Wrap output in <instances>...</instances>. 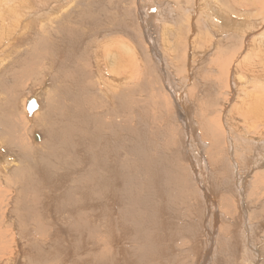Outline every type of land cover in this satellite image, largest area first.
<instances>
[{"label":"bare ground","instance_id":"bare-ground-1","mask_svg":"<svg viewBox=\"0 0 264 264\" xmlns=\"http://www.w3.org/2000/svg\"><path fill=\"white\" fill-rule=\"evenodd\" d=\"M128 2L0 0V264H264V0Z\"/></svg>","mask_w":264,"mask_h":264},{"label":"rangeland","instance_id":"rangeland-1","mask_svg":"<svg viewBox=\"0 0 264 264\" xmlns=\"http://www.w3.org/2000/svg\"><path fill=\"white\" fill-rule=\"evenodd\" d=\"M131 1L133 2L134 0H129L128 5H126V6L130 7L131 9H132V7H133V9H134V6L136 5V3L134 4V2L132 3ZM133 4H134V5H133ZM191 5H192V3H191ZM191 5H190V7H192ZM156 8H157V7H156ZM154 9H155V8H154ZM119 34H120V35H119ZM119 34H117L118 36L116 35L114 38H118V37H122V36L124 37V35H122L121 33H119ZM118 39H119V38H118ZM142 45H143V44H142ZM142 45H141V47H142ZM143 46H144V45H143ZM141 47H140V48H141ZM142 48H143V47H142ZM134 53H135V52H134ZM131 54H132V56H134L133 52H132ZM135 55H136V56H140V52L138 53V51H136V54H135ZM196 66H197V65H196ZM207 67H208V65H206V68H207ZM209 73H210V72L207 71V72L204 74V75H205V76H204V80H205V78H206V79L208 78V79H207L208 82H210L211 80H214V79H215V76H213L212 74H209ZM182 75H183V74H181L180 76H182ZM182 77H183V76H182ZM179 78L182 79L181 77H179ZM201 79H202V78H201ZM25 83H26V84H24L25 87H26V85H29V83H27V82H25ZM215 96H216V98H218L217 95H215ZM222 97H223V99L226 98V97L223 96V95H222ZM215 197H216V196H215ZM204 248H205V247L202 248V252H204V251H203Z\"/></svg>","mask_w":264,"mask_h":264},{"label":"water","instance_id":"water-1","mask_svg":"<svg viewBox=\"0 0 264 264\" xmlns=\"http://www.w3.org/2000/svg\"><path fill=\"white\" fill-rule=\"evenodd\" d=\"M39 107V104L37 103V101L35 99H30L28 102H27V112L29 115H33V113L35 111H37Z\"/></svg>","mask_w":264,"mask_h":264}]
</instances>
